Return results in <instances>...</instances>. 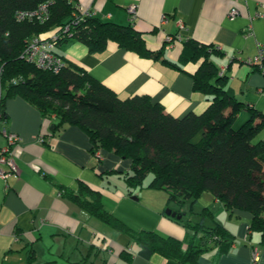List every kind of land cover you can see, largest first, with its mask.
<instances>
[{
	"label": "crops",
	"instance_id": "0c3cea01",
	"mask_svg": "<svg viewBox=\"0 0 264 264\" xmlns=\"http://www.w3.org/2000/svg\"><path fill=\"white\" fill-rule=\"evenodd\" d=\"M74 2L89 7L103 22L132 24L153 51L166 45L167 37L181 33V42L166 45L163 53L181 70L161 60L142 58L115 42H109L99 53L89 52L85 44L74 39L57 47L65 63L85 70L120 99L149 96L176 118L192 111L202 113L209 101L193 88L199 63H180L182 41L189 38L219 50L220 55H212L211 61L219 70H226L227 88L244 105L235 130L250 120L249 106L264 116V61L263 68L247 62L264 49V0ZM131 7H136L134 17ZM234 8L240 14L230 19ZM258 12L263 17L253 19ZM180 23L184 30L179 28ZM2 96L0 81V101ZM5 110L7 119L0 118V154L8 145L6 134H16L20 140L11 147L17 173L7 179L0 176V264H180L133 240L132 233L155 232L187 241L190 230L165 214L171 205L165 191L161 195L147 193L143 198L144 193L134 196L126 182L132 172L130 160L108 150H101L102 158H97L88 134L78 126L65 125L51 131L57 119H45L23 97L7 98ZM40 136L45 141L40 142ZM258 140L264 142V127ZM0 169L8 171L9 167L0 163ZM82 185L99 193L104 210L131 234L111 227L78 205L71 195H77ZM146 198H151L152 204L146 203ZM197 204L199 210L212 211L232 238L223 249L213 247L203 253L197 264H264L260 235L249 233L250 213L234 211L230 215L211 193H204ZM171 207L177 208L175 204ZM256 248L259 260L254 262Z\"/></svg>",
	"mask_w": 264,
	"mask_h": 264
},
{
	"label": "trees",
	"instance_id": "16d2710c",
	"mask_svg": "<svg viewBox=\"0 0 264 264\" xmlns=\"http://www.w3.org/2000/svg\"><path fill=\"white\" fill-rule=\"evenodd\" d=\"M74 1L0 0V118L7 119V98L20 96L35 105L45 119L56 118L54 129L65 125L83 129L94 154L108 150L130 160L132 172L126 177L129 188H141L149 178V188L167 192L168 204H176L173 211L183 216L174 220L190 230L187 241L155 232L131 234L104 210L100 194L86 185L71 198L102 222L130 233L133 240L161 256L180 264H197L210 248L223 249L232 243L228 230L208 208L198 213L196 221L191 218L193 211L184 210L187 203L195 205L204 193H211L230 215L234 211L250 213L249 233L259 234L264 246V142L255 141L264 127V116L249 106L250 120L235 130L244 105L227 88L226 73L221 75L211 61L212 55H220L219 50L194 39L182 41L180 63H199L193 88L209 101L202 113L192 111L176 118L149 96L134 95L122 100L75 65L65 63L56 74L26 60L25 52L32 39L46 41L58 36L54 53L63 61L57 47L67 40L85 44L91 53L103 52L109 42H115L142 58L161 60L181 70L163 57L167 44L157 51L150 50L132 24L103 22L94 15L82 17ZM44 4L50 7L47 22L17 19V13L35 11ZM199 134V141L194 142Z\"/></svg>",
	"mask_w": 264,
	"mask_h": 264
},
{
	"label": "built area",
	"instance_id": "2783aa9c",
	"mask_svg": "<svg viewBox=\"0 0 264 264\" xmlns=\"http://www.w3.org/2000/svg\"><path fill=\"white\" fill-rule=\"evenodd\" d=\"M74 1V0H72ZM49 4L41 5L35 11H27V12H19L17 13V19L19 21H28V22H37V23H45L50 17V9ZM76 9L82 17H90L93 15L92 10L89 7H85L81 4L76 5ZM131 14L133 17L136 14V7L130 8ZM240 14L239 10L234 8L229 13V18L234 19ZM263 14L258 12L255 14L253 19L262 18ZM166 18H163V22H166ZM179 28L181 30L185 29L183 24H179ZM58 39V36H54L50 40L42 41L40 39H32L29 43V46L25 52L26 60L30 63L37 65L41 69H46L53 71L54 73H59L65 66V62L54 53L55 49V41ZM181 33H179L176 37H167V45L171 47L174 42L182 40ZM218 50V49H217ZM264 61V49H262L256 57L253 59H248L247 62L249 64L258 65L260 68H263ZM226 73L225 69L220 70V74L224 75ZM8 145L2 149L0 154V163L2 165H7L9 167L8 171H4L0 169V176L3 179H7L10 175L17 173V166L12 156L11 147L19 142V137L16 134H6ZM39 141H45L43 136L39 137ZM95 155L97 158H102L101 150L96 151ZM259 260V250L254 249L253 253V261L256 262Z\"/></svg>",
	"mask_w": 264,
	"mask_h": 264
},
{
	"label": "rangeland",
	"instance_id": "374dc122",
	"mask_svg": "<svg viewBox=\"0 0 264 264\" xmlns=\"http://www.w3.org/2000/svg\"><path fill=\"white\" fill-rule=\"evenodd\" d=\"M200 137H201V134H199L195 139H194V142H198L199 141V139H200ZM149 179V178H148ZM148 179H147V181H148ZM146 181V182H147ZM146 182H145V185L143 186V187H141V188H136V189H134L133 188V192H134V196H138L140 193H144L143 195H142V198H143V196L144 195H146L147 193H155V194H159V195H161V193H163V192H161V191H163V190H157V189H152V188H149L147 185H146ZM150 191H154V192H150ZM164 193H167V192H164ZM149 195H154V194H149ZM168 195V194H167ZM144 197H147V196H144ZM147 200L145 201L146 203H150V204H152V199L151 198H146ZM167 199H168V196H167ZM145 203V204H146ZM172 205H174V204H171L170 205V207L169 208H171V209H175L174 207H171ZM175 206L177 207V205L175 204ZM198 204L196 203L195 205H191L190 204V202L186 205V208H187V212H189V210L190 211H193V212H191L192 213V220H194V221H196V220H198L199 219V216H198V213L199 212H201V210L203 209H198ZM168 209V208H167Z\"/></svg>",
	"mask_w": 264,
	"mask_h": 264
},
{
	"label": "water",
	"instance_id": "95a60500",
	"mask_svg": "<svg viewBox=\"0 0 264 264\" xmlns=\"http://www.w3.org/2000/svg\"><path fill=\"white\" fill-rule=\"evenodd\" d=\"M54 130H55L54 128L51 129V131H54ZM165 214H166L167 216H171L172 218H177V220H180V219H182V217H183V216H181V215H178L177 212H176V211H173V209H171V208H168V209L166 210Z\"/></svg>",
	"mask_w": 264,
	"mask_h": 264
}]
</instances>
